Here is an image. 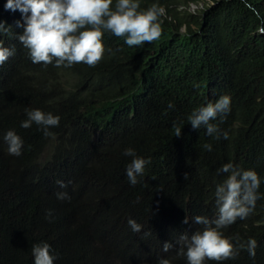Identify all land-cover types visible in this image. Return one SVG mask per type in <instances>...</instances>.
I'll use <instances>...</instances> for the list:
<instances>
[{
  "label": "trees",
  "instance_id": "trees-1",
  "mask_svg": "<svg viewBox=\"0 0 264 264\" xmlns=\"http://www.w3.org/2000/svg\"><path fill=\"white\" fill-rule=\"evenodd\" d=\"M5 2L0 21L11 28L0 40L16 54L0 68V264H33L31 249L42 242L56 252L55 264H187L178 243L157 252L169 237L202 230L188 232L176 195L193 189L191 217L214 219L221 179L214 166L240 158L235 165L264 179V0H140L142 9L164 7L162 37L133 47L108 37L94 67L33 64L18 40L21 14L5 11ZM223 94L232 104L223 123L213 122L221 138L192 129L188 116ZM32 109L59 115V126L48 135L35 124L21 128ZM176 126L183 128L179 138ZM8 130L23 139L19 156L8 153ZM127 148L150 161L135 186L125 176ZM154 188L161 190L142 199ZM95 198L113 201L118 214L94 211ZM129 218L142 225L140 232ZM234 225L227 234L244 245L255 239L256 255L240 249L221 264H264V199Z\"/></svg>",
  "mask_w": 264,
  "mask_h": 264
},
{
  "label": "clouds",
  "instance_id": "clouds-1",
  "mask_svg": "<svg viewBox=\"0 0 264 264\" xmlns=\"http://www.w3.org/2000/svg\"><path fill=\"white\" fill-rule=\"evenodd\" d=\"M3 7L5 11H19L21 14V19L16 22V26L22 28L18 40L27 50L31 62L52 64L55 67H71L80 63L89 67L96 66L105 54L104 43L106 44L108 37L117 43L124 42L128 47L150 44L162 35L160 18H166L164 7L153 3L142 9L140 0H6ZM248 7L253 12L256 11L251 5ZM164 20L162 19L163 23ZM261 24L264 25V18L261 19ZM10 28L5 21H0V35L6 34ZM182 31H186V26ZM260 33L264 35V26L260 28ZM104 35L107 37L103 38ZM15 54L14 48L4 46V42L0 40V68ZM231 104L230 95H220L214 102L209 101L205 106L194 110L188 116V124L194 130L203 127L207 136L220 139L221 130L213 122L223 123L231 112ZM168 107L171 108L172 105L169 104ZM59 123V115L32 109L26 112V119L21 121L20 127L28 129L35 124L48 135V129L58 127ZM182 129L175 127V137H181ZM222 135L223 139H228L227 132ZM3 139L10 155H21L23 139L20 135L14 130H8ZM204 147L207 151L212 150L210 144ZM162 153H167L164 148ZM123 155L131 158L125 169V176L128 183L135 186L150 161L137 155L132 148L125 149ZM239 161L240 158L230 160L220 168L214 166L218 168L217 174H221L214 192L217 207L214 219H211V215L210 219L206 215L191 217L190 209L198 199L193 189L184 188L176 195L183 200L181 217L188 225V232L194 226H199L202 230L194 231L190 236L182 235L181 240L177 236V239L169 237L158 244L157 252L166 254L178 243V248L185 247L183 255L187 264H206L207 261L221 264L223 261L235 259L240 249L244 248L250 257H255V239L250 238L244 245L238 238L227 234L237 220H244L252 213L258 200L264 199V193L259 191L264 179L253 169H241L235 165ZM162 172L168 174L164 168ZM73 181L76 185V181ZM60 187H65L63 182H60ZM160 190L150 189L143 194L142 199L154 197ZM57 198L67 199L68 196L67 193H58ZM94 202V211L111 208L118 214V208L113 201L95 198ZM168 212L171 215L174 213L172 210ZM127 223L133 232L142 230V225L135 219L129 218ZM31 252L33 264H55L57 260L56 252L47 242L34 245ZM159 264L171 262L169 259H160Z\"/></svg>",
  "mask_w": 264,
  "mask_h": 264
},
{
  "label": "rangeland",
  "instance_id": "rangeland-1",
  "mask_svg": "<svg viewBox=\"0 0 264 264\" xmlns=\"http://www.w3.org/2000/svg\"><path fill=\"white\" fill-rule=\"evenodd\" d=\"M197 9H198V6H192V7H191V12H196ZM43 159H45L44 156L40 157V160H43Z\"/></svg>",
  "mask_w": 264,
  "mask_h": 264
}]
</instances>
